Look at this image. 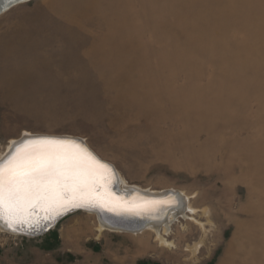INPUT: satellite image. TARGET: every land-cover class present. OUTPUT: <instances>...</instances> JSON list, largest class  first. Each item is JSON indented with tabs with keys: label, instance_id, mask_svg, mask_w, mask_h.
Listing matches in <instances>:
<instances>
[{
	"label": "rangeland",
	"instance_id": "1",
	"mask_svg": "<svg viewBox=\"0 0 264 264\" xmlns=\"http://www.w3.org/2000/svg\"><path fill=\"white\" fill-rule=\"evenodd\" d=\"M25 132L77 138L195 213L168 247L80 210L35 236L0 230V264H264V0H15L0 154Z\"/></svg>",
	"mask_w": 264,
	"mask_h": 264
},
{
	"label": "snow or ice",
	"instance_id": "2",
	"mask_svg": "<svg viewBox=\"0 0 264 264\" xmlns=\"http://www.w3.org/2000/svg\"><path fill=\"white\" fill-rule=\"evenodd\" d=\"M114 169L75 138L33 136L14 142L0 158V222L12 231L32 229L64 210L100 207L139 214L156 201H124L110 185Z\"/></svg>",
	"mask_w": 264,
	"mask_h": 264
},
{
	"label": "bare ground",
	"instance_id": "3",
	"mask_svg": "<svg viewBox=\"0 0 264 264\" xmlns=\"http://www.w3.org/2000/svg\"><path fill=\"white\" fill-rule=\"evenodd\" d=\"M19 1L27 2V1H31V0H19ZM13 2H15V0H0V9L5 8V6H8L6 8V9H8L11 6L10 4ZM6 9H4L0 13V15L4 11H6ZM33 136H51V135H37V134H29V133L25 132V134L22 135L21 138L33 137ZM54 137L74 138V137H70L68 135L67 136H63V135L59 136L58 135V136H54ZM20 139L10 140L9 144H7L8 146L5 149V151L0 154V158L7 155V153L12 150V147L14 146V142H17ZM75 139H77V138H75ZM94 154H95V152H94ZM95 156L100 161L108 164L109 166H111L112 169H114L111 164L101 160L100 157L97 156V154ZM114 172H115V177H116V180H115L116 181V185H115L116 191H114V189L112 188V184L110 185V187H111L113 193L117 197L123 199L124 201H136V202H139V201H156V202H163V203H159L156 206V208L152 211L141 212L139 214L128 213V212L110 211L111 214L117 215V216H143L142 218H146L145 221L139 222L140 224L138 225L139 226L138 228H133V229L123 228V227H112V226L108 225L106 222H104L102 220L101 215L106 214V213L101 212L102 208H100V207H98V209H97V207H96V209L82 208V209H80V211H82V212H79V215L94 217L96 219V230L98 232L109 230V231H115V232L116 231L117 232H126L128 234L130 233L132 235H136V234H140L142 232L148 231V232H150V234H152L154 236V241L158 242L162 246L168 247L170 245V243L167 242L165 237L170 234L169 233V229H170L169 225H170V223H172L173 219H175L177 217V215H184L185 211H188L191 214L195 213V209H193L192 206L190 205V202L188 201V197L186 196V194L183 192L182 193H174V192L169 193L168 191H151V190L143 189L139 186H129L128 182H126L125 178H123V176L121 174L119 176V173L116 172L115 169H114ZM185 201H188L186 206H185ZM77 211H79V210H76V211L73 210L74 213ZM196 212H197V209H196ZM39 215H40V217H43L42 213H40ZM49 220H51V219H49ZM0 230L5 231L7 233H11V234H20V233L24 232L25 229L18 230L17 232L12 231L3 222H0ZM44 232L45 231L42 230V232H40V234L44 233ZM32 235L35 236L36 234H32ZM185 250H188V246H187V248H185Z\"/></svg>",
	"mask_w": 264,
	"mask_h": 264
},
{
	"label": "water",
	"instance_id": "4",
	"mask_svg": "<svg viewBox=\"0 0 264 264\" xmlns=\"http://www.w3.org/2000/svg\"><path fill=\"white\" fill-rule=\"evenodd\" d=\"M11 3L10 5H12ZM8 6H5V8L0 9V13L6 9ZM116 181L112 183V188L115 190ZM78 208H88V209H96V207H78ZM76 208H71L69 210H64L62 214L74 210ZM98 209V207H97ZM102 210V211H101ZM101 212H105L106 214H102V220L106 222L108 225L112 227H123L128 229L138 228L139 222L145 221L146 218H142L143 216H117L110 213V211H107L106 209H101ZM60 214V215H62ZM59 215H56V217ZM17 232V231H16ZM22 232V231H21Z\"/></svg>",
	"mask_w": 264,
	"mask_h": 264
}]
</instances>
